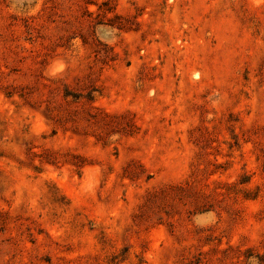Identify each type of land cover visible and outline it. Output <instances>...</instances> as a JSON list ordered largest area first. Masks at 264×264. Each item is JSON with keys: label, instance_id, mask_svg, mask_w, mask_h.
<instances>
[{"label": "rangeland", "instance_id": "374dc122", "mask_svg": "<svg viewBox=\"0 0 264 264\" xmlns=\"http://www.w3.org/2000/svg\"><path fill=\"white\" fill-rule=\"evenodd\" d=\"M0 264H264V0H0Z\"/></svg>", "mask_w": 264, "mask_h": 264}]
</instances>
